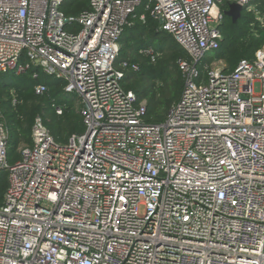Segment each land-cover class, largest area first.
<instances>
[{
  "label": "built area",
  "instance_id": "1",
  "mask_svg": "<svg viewBox=\"0 0 264 264\" xmlns=\"http://www.w3.org/2000/svg\"><path fill=\"white\" fill-rule=\"evenodd\" d=\"M255 1L90 0L67 15L66 0H0V73L59 80L85 125L62 143L38 116L11 164L0 100V264H264V48L233 71L221 59L201 71L226 5ZM138 8L189 56L177 61L182 95L156 124L122 85L139 65L117 67Z\"/></svg>",
  "mask_w": 264,
  "mask_h": 264
},
{
  "label": "trees",
  "instance_id": "2",
  "mask_svg": "<svg viewBox=\"0 0 264 264\" xmlns=\"http://www.w3.org/2000/svg\"><path fill=\"white\" fill-rule=\"evenodd\" d=\"M257 12H264V0H256ZM90 0H66L62 9L67 15H78L88 9ZM228 4L226 5V7ZM262 11V12H261ZM144 12L136 11L133 26L123 35L122 61L128 65L138 64L139 70H126L122 85L126 90L137 93L140 101L148 103L147 122L161 123L165 120L169 108L178 101L184 89L183 74L177 64L178 59L188 58V53L172 37L165 33V39L158 38L156 28L159 22L146 15V22L140 19ZM263 15V13H262ZM261 19L244 10L237 23L225 15L221 26L223 40L217 51L210 52L206 57L201 71L206 76V66L212 61L221 59L227 64L226 71H233L241 58H254L264 48V27ZM258 32V33H256ZM256 33V34H255ZM145 35V38H142ZM151 46L158 50V59L153 62L143 53V48ZM121 61V62H122ZM118 68H122L117 63ZM39 78L32 77L30 72L25 75L0 73V100L4 103L5 120L10 130L9 160L15 163L20 158L18 152L22 144L31 145L32 128L38 116H41L51 133L59 142H66L73 133L85 130L81 113L70 101L62 96V85L59 80L37 69ZM45 83L47 91L38 95L35 85ZM12 95L18 98L13 106ZM55 105H60L62 114L57 113ZM8 187L6 171L0 172V204Z\"/></svg>",
  "mask_w": 264,
  "mask_h": 264
},
{
  "label": "rangeland",
  "instance_id": "3",
  "mask_svg": "<svg viewBox=\"0 0 264 264\" xmlns=\"http://www.w3.org/2000/svg\"><path fill=\"white\" fill-rule=\"evenodd\" d=\"M256 3L257 2L255 1V6L256 7L254 6L255 8H252L253 10L250 11L249 13L252 14V15L254 14L258 19L264 20V17H263L264 16V12L261 11L263 13V15H262V13L257 12V4ZM261 26L264 27V24H262ZM256 33H258V32H256ZM142 38H145V35ZM158 38L160 40L165 39L166 38L165 37V33H163V32L159 33ZM155 51L158 53V50L156 48H155ZM122 57H123V53L121 52V55H120L119 60H118L119 63L122 61ZM257 91H258V89H257ZM64 97H65V99L67 101L72 102L74 104L75 108H79V106H80V98H79V96L76 93H70V94L65 93Z\"/></svg>",
  "mask_w": 264,
  "mask_h": 264
},
{
  "label": "water",
  "instance_id": "4",
  "mask_svg": "<svg viewBox=\"0 0 264 264\" xmlns=\"http://www.w3.org/2000/svg\"><path fill=\"white\" fill-rule=\"evenodd\" d=\"M243 7L238 3H230L225 10V14L229 16L233 22L237 23L238 20L243 16ZM163 22L162 20L160 21Z\"/></svg>",
  "mask_w": 264,
  "mask_h": 264
},
{
  "label": "crops",
  "instance_id": "5",
  "mask_svg": "<svg viewBox=\"0 0 264 264\" xmlns=\"http://www.w3.org/2000/svg\"><path fill=\"white\" fill-rule=\"evenodd\" d=\"M143 11H144V9L143 8H141ZM143 13V12H142ZM146 22V21H145ZM223 62H224V65H225V70H226V68H227V64H226V62L224 61V60H222ZM38 72V71H37ZM39 73V72H38ZM33 77V76H32ZM34 78V77H33ZM62 85V84H61ZM64 92H62V96H64ZM65 101H67L66 99H65ZM81 106V105H80ZM80 106H79V108H76L78 111H79V109H80ZM80 112V111H79ZM8 125V124H7ZM32 144V143H31ZM21 146H28V145H26V144H22ZM20 146V147H21ZM19 147V148H20ZM18 152L20 153V151H19V149H18Z\"/></svg>",
  "mask_w": 264,
  "mask_h": 264
}]
</instances>
